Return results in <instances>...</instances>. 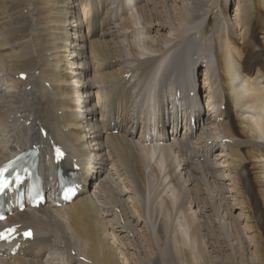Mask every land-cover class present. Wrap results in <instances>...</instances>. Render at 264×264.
I'll use <instances>...</instances> for the list:
<instances>
[{"label":"bare ground","instance_id":"obj_1","mask_svg":"<svg viewBox=\"0 0 264 264\" xmlns=\"http://www.w3.org/2000/svg\"><path fill=\"white\" fill-rule=\"evenodd\" d=\"M153 1L0 0V75L5 77L0 79V164L36 145L43 187L50 188L38 208L20 211L9 196L10 213L0 230L15 226L17 237L0 240V264H124L110 237L120 242L129 229L139 240L131 245L135 249H125L127 264H215L186 245L189 227L168 234L162 221L153 224L146 216L152 196L146 183L167 177V184L191 182L199 167L215 173L221 162L251 191L253 176L257 192H264V72L252 77L251 63L258 56L248 59L245 53L255 27L252 2L231 0V18L228 0L221 6L222 0H158L180 9L184 21L174 26L145 17ZM201 1L211 4L208 13H200ZM202 45L216 55L200 50ZM193 53L196 59L190 58ZM202 68L200 95L194 74ZM22 73L25 79L19 78ZM198 108L206 110L205 118ZM51 142L65 150L59 164L65 173L79 168L78 194L61 205ZM239 144L250 148L249 156L242 155ZM216 177L226 192L225 176ZM229 187L234 190L233 183ZM91 188L97 199L111 190L116 205L112 198L108 206H120L123 218L109 226ZM184 190L185 185L179 187L182 198ZM254 199L258 203L256 194ZM179 210L177 215L197 212ZM255 217L264 226L260 206ZM26 228L33 234L23 240L20 231ZM143 228L157 237L148 251L140 244ZM196 228L190 227L194 237Z\"/></svg>","mask_w":264,"mask_h":264},{"label":"rangeland","instance_id":"obj_2","mask_svg":"<svg viewBox=\"0 0 264 264\" xmlns=\"http://www.w3.org/2000/svg\"><path fill=\"white\" fill-rule=\"evenodd\" d=\"M230 1L231 0H228L226 7L229 8L228 15L233 18V15L235 13L234 2L236 0H234V2L232 1L233 3L231 4ZM249 1L252 2L253 7V9L250 10V23L255 27L248 33L249 42L247 43L245 53L248 56V59L252 56H258V58L254 59L251 63V65L253 66L252 77H256L261 72H264V0ZM202 3V1L201 3L198 2V4L200 5V13H208L207 9L211 4L203 3L202 6ZM219 4L220 6L223 5L224 1H220ZM218 7L219 5L216 6L214 13L217 12ZM179 11L180 9L178 8V6L173 7V4L170 1L162 3L158 2V0H154L153 3L147 5L145 17L150 21L160 20L162 22H165L167 25H170L172 23L174 26H178L184 21L183 18L180 17L181 15ZM87 31V26H85L84 33H86ZM167 32L168 30L166 29L162 33L165 35ZM198 48H202L200 50L203 51H210L209 53L216 55L213 50H209V46L207 50H205L206 48L203 45L198 46ZM193 54L190 55V58H192L193 56V59H196L197 55H195V53ZM71 58L73 59L75 57ZM71 58L70 61H72ZM201 60L202 59H199V61ZM94 66L95 65L92 66V72L96 69V67ZM74 68V66H71L70 70L75 73ZM202 70L203 68L201 70H198V72H195L194 74L197 86L200 88V95L203 94ZM92 74H94V72ZM2 78L3 80L5 79L4 76L0 75V79ZM75 100L76 104L78 105L80 103V98L75 97ZM94 102L98 103L96 95H94ZM203 102L204 101L202 100V103ZM169 104L170 102L168 98L167 105ZM78 110V113L81 114L80 107H78ZM205 112L206 110L204 109L202 118L206 117ZM232 120L235 122L234 115ZM182 122L183 121L180 122V132H182L183 129ZM170 129L171 124H169L167 127L168 133L170 132ZM113 133L115 134L116 131H114ZM238 146L240 147L239 150L244 157L249 156L251 151L246 144H239ZM220 164L221 167L223 166V169L220 166H217L215 167L216 169L214 168L215 173L209 167H207L208 169H205V166L199 167L201 168L200 175L195 174L196 179H193L191 182L187 181L186 183L180 180L177 185H175L174 182H171V184L168 182L167 184V177L164 181L165 183L162 182V180L159 181L158 179H155L154 182L151 181V183L149 181V184L146 183L145 187L148 190L149 195L152 194V196H150L151 198H149L150 204L148 206V213L146 214V216L151 221H153V224L157 220L162 221L165 227H167V229L169 230L168 234H179L180 231L182 232V230L180 229H182L183 227H189V236L185 238L189 240V243L186 245H189L190 248L194 247L195 251L199 250L204 256L215 260V264H251L253 260L258 261L257 264H264V248H262L264 246V226L255 217L257 211H259V206L260 209L262 208V210L264 211V192H257L258 188L255 184V179H253V176H250L251 181L254 184L253 190L251 191L248 188L247 184L238 180L237 178L232 177L233 175L230 173V168L227 165H224L221 162ZM207 170L209 171V173H207ZM157 171L159 172V169L156 168V172L154 173H157L159 175ZM218 171L220 173H218ZM216 173L217 175H220V177L225 176L226 180H221V182H225L227 184L226 192H224L220 188V185L218 183L219 180L217 179V177L213 178ZM227 176L229 178H226ZM158 177L160 178V176ZM120 179L121 178H119L118 182L120 188L123 189L124 184H122L123 182H121ZM229 179L232 181H230ZM231 183H233L234 190H231V187H229V184ZM166 184L167 186H165ZM184 185L185 195L184 198H182L179 187L182 190V186ZM169 186L171 189H169ZM163 190H166L165 193ZM92 191H94L93 188L90 189V192L92 193L93 198L95 197V199L98 200L97 203L99 205V208L106 216V220L108 221L109 226L118 221L120 217L123 218V210L120 208V206H112V204L116 205V197L111 190L101 191V195L99 194L98 197L99 199H97L95 193ZM104 192L107 194V196ZM108 194H110V196ZM235 194L237 195L235 196ZM254 194L258 196V203L254 199ZM122 196L121 199L124 198V195ZM110 203H112L111 207H109ZM236 205L239 208H236ZM179 209L187 213L190 210L194 211L196 209L197 212H195L194 214H191L189 212V214L184 213L182 215H177V212H180ZM241 209H243V213L241 212ZM174 211L175 213H173ZM190 227H197L195 232L196 237H194V234H191L192 231ZM148 229L149 232L146 231L145 228L140 229V244L146 251L153 248L154 244H157L154 239H157L156 235H154L155 231L151 230L150 228ZM175 229L177 230L176 232L174 231ZM119 231L120 229L118 228V232ZM127 233V235H125L124 233L125 237L121 239L120 242L118 239H116V237H113V235L110 237V243L113 244V247L116 249V252L118 253L119 257H121L124 264H127V261H125V256L128 255L125 253L127 252L125 251V249L127 248V246L134 248V245L131 246L132 243L134 241L138 242L139 240L137 236L133 238L132 230L129 229V232ZM121 235H123V233H121ZM193 237L194 239L192 240ZM160 249L165 252V246L160 245ZM51 252H53V250ZM122 252L125 253V255ZM128 252L129 254H131L130 251ZM56 253H58L59 257L61 256V259L64 256H62V253L60 252ZM60 258L59 261L61 262Z\"/></svg>","mask_w":264,"mask_h":264},{"label":"snow or ice","instance_id":"obj_3","mask_svg":"<svg viewBox=\"0 0 264 264\" xmlns=\"http://www.w3.org/2000/svg\"><path fill=\"white\" fill-rule=\"evenodd\" d=\"M57 153L59 154V149H57ZM8 184L6 181L0 180V191L7 188ZM67 198V197H66ZM15 231V229H6L4 232H0V240H6L9 238L10 234ZM25 236H30V232L24 233Z\"/></svg>","mask_w":264,"mask_h":264}]
</instances>
